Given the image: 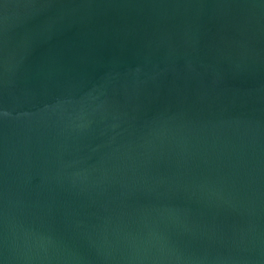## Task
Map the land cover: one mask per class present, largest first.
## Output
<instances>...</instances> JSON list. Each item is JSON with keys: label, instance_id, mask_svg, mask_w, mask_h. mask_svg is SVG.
<instances>
[{"label": "water", "instance_id": "water-1", "mask_svg": "<svg viewBox=\"0 0 264 264\" xmlns=\"http://www.w3.org/2000/svg\"><path fill=\"white\" fill-rule=\"evenodd\" d=\"M0 264H264V0H0Z\"/></svg>", "mask_w": 264, "mask_h": 264}]
</instances>
